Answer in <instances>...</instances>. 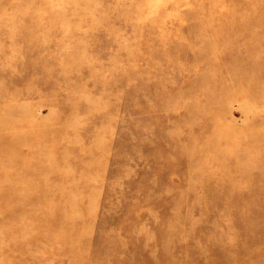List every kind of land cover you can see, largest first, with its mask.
<instances>
[{
    "label": "rangeland",
    "instance_id": "rangeland-1",
    "mask_svg": "<svg viewBox=\"0 0 264 264\" xmlns=\"http://www.w3.org/2000/svg\"><path fill=\"white\" fill-rule=\"evenodd\" d=\"M0 264H264V0H0Z\"/></svg>",
    "mask_w": 264,
    "mask_h": 264
}]
</instances>
